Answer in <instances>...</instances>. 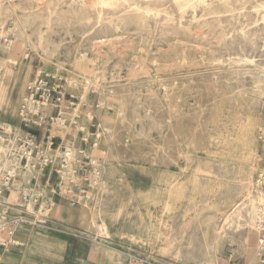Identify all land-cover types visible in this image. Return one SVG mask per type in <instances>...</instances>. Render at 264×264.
Instances as JSON below:
<instances>
[{"label":"rangeland","instance_id":"obj_1","mask_svg":"<svg viewBox=\"0 0 264 264\" xmlns=\"http://www.w3.org/2000/svg\"><path fill=\"white\" fill-rule=\"evenodd\" d=\"M79 1L0 0V28L10 31L13 17H5L3 11L15 5L26 17L29 34L18 62L7 66L6 102L0 112L8 110L9 102L22 106L27 86L41 74L60 80L66 100L56 125L66 130L54 128L49 156L59 163L71 154L65 163L73 175H65L63 188L85 207L86 221L77 228L55 222L21 226L14 246L19 253L16 264H126L131 254L178 264H243L239 248L249 244L239 246L231 239L204 259L200 231L207 221L222 219L232 201L243 207L244 197H235L232 188L248 185L251 173L256 181L264 166V106L250 101L264 100V51L254 52V64H239L250 70L238 75L214 60L208 49L217 46L195 25L189 29L166 25L156 32L133 18L120 29L94 30L85 25L93 17L86 6L90 0ZM258 1L244 0L236 8ZM102 37L112 42L97 46ZM15 39L11 34L1 39L0 60ZM75 58L87 70L78 71ZM245 100L247 112L259 118L252 146L238 141L247 119L246 109L240 108ZM79 130L85 135L78 148L74 138ZM58 137L63 138L62 145ZM254 202L252 208L257 204L260 213L262 205ZM240 221L228 230L229 236L242 234ZM89 223L106 225L108 234L96 235Z\"/></svg>","mask_w":264,"mask_h":264},{"label":"bare ground","instance_id":"obj_2","mask_svg":"<svg viewBox=\"0 0 264 264\" xmlns=\"http://www.w3.org/2000/svg\"><path fill=\"white\" fill-rule=\"evenodd\" d=\"M72 1L80 2L79 0H72ZM243 1L244 0H90L88 3H86V6L92 9L91 11H93L92 12L93 17H90L89 19H87V24L85 25L86 27L88 25L89 27L91 26V28L94 30L95 28H100L103 26H105L106 28L113 27L115 29H120L121 28L120 24L126 23L127 21L133 18L136 19L138 23H140V25H142L144 28L155 27L154 30L156 32L162 31L163 27L166 25H173L174 27H184V28L188 27V29L192 28V26L195 25L196 29L197 27H199L201 30H203L202 36L210 35L212 37V40L214 41V44L217 46L216 50H213L208 47L209 48L208 51L212 53L214 60L219 65L227 64L230 67L229 69H231L234 73L238 75H243V74H248L250 69L247 67L238 68V65L239 64L246 65V63L247 64L253 63L255 61L254 60L255 57L253 55L255 54L254 52H257L258 50H261L262 52L264 51V12H262L264 11V0H259L258 4L255 6H251V7L246 6L240 9L236 8ZM80 3H82V1ZM18 10L19 9L17 8V6L14 5L13 7L6 8L3 11V15L5 17L7 16L13 17L11 18V22L13 25L10 27L9 32L4 31L3 27L0 28V47L3 45L1 39H5L7 36L9 37L10 34L11 36H14L16 38L15 39L16 42L13 48L9 49L7 57L3 60H0V106L3 104L4 99L6 97L5 87H4L5 83L3 84V79L6 76L7 71H8L7 66L8 64H13V63L18 62V54H19L18 52L26 47L27 40L29 39V34L26 32V28H27V22H26L27 20L25 19L26 17L19 15ZM78 35H81V34H78ZM99 39L101 41L99 40L100 42L97 43V46L98 44L100 46L102 44L112 42L109 38H105L106 40H104L103 37ZM176 41H179L180 43L181 42L190 43V44L193 43V42H189L183 39H177ZM127 46L129 48V45ZM197 47L201 50H205V47H203L200 44L197 45ZM81 57L85 58L86 54L81 55ZM73 64L75 68L80 72H84L85 70H87L86 69L87 67L78 58L74 59ZM75 75H77V73H75ZM263 93H264V89H263ZM250 101H253L257 106L261 108L264 106V100L261 97L258 100L253 99ZM248 102H249L248 100H245L243 102V105H240V108L242 110L246 109V112L248 111V107H250ZM258 121H259V118L256 114L247 112V119L243 123L240 134L238 136V141L240 143H245L251 146L254 145ZM52 150L53 149L49 147L48 152H47V157L49 159H52L49 156V151H52ZM66 152H68V150H66ZM66 155L67 156H65V159L70 160L71 154H66ZM68 165L66 166L68 170L63 172L64 173L63 179H66V176H69V174L73 175V171L71 170L70 166L68 168ZM98 181H96V183ZM246 184L248 185H245L244 183H239L236 187L234 186L235 187L234 189L232 188L233 190L232 193L235 197H240V196L244 197V200L242 202V206H243L242 208L240 207L241 205L240 203L239 205H237L236 202L232 201L231 205H227V206L225 205L226 209L224 210L226 213L224 214V216H222L223 217L222 219L214 220L212 222H208L206 220L207 218L205 219V222L207 221V224H205V228L203 229V231H200L202 232V234H200L202 235V240H201L202 243H200L201 245L199 244L202 251L206 252L204 256L205 258L203 257L204 259H207L210 256V252H212L211 251L212 249L219 250L224 245V242L227 239H231L234 243L237 242L239 246H241L242 241H246V243H248L249 225H250V218H251V211H252L251 203L253 201H258L259 204L262 205L260 207V213L256 217V225H258V222L262 216V211L264 209V191L261 189L260 184H258L256 181H253L252 173L250 174L248 183ZM10 197H11V200L19 199V195L17 191H13ZM54 207H55V202L52 203L51 208L49 209L50 214L52 213ZM244 213L245 215H243ZM240 220H242V225H243L242 234L238 236L239 234L235 233L231 235V233H229L230 234L229 236L227 234L228 230L233 228L235 225L239 226L238 225L239 222L241 223ZM92 223H95V221H93ZM96 231H97V235L102 234L106 236L108 234L107 226L104 224L101 226H98ZM210 234L213 236L212 238L213 241L211 240V242L213 243H210V238H211L209 237ZM14 244H16V240L13 243V245ZM190 246L192 247V245ZM258 248H260V251H261L260 244L258 245ZM238 252L239 250L237 251V253ZM261 254H262V251L260 253L258 252L257 254L258 257Z\"/></svg>","mask_w":264,"mask_h":264},{"label":"built area","instance_id":"obj_3","mask_svg":"<svg viewBox=\"0 0 264 264\" xmlns=\"http://www.w3.org/2000/svg\"><path fill=\"white\" fill-rule=\"evenodd\" d=\"M65 100L66 93L60 80H55L50 74H41L27 86L26 97L19 111L20 128L10 124L0 125V264L15 242L18 228L26 225L47 226L52 222L49 209L56 192L54 190L47 193L45 174L50 169L59 179L56 188L60 189L64 181L62 169H66L68 164L64 158L55 163L54 159L47 157L46 150L49 147L53 149L55 144L56 136L52 135L54 128L65 129L62 125H56ZM70 105L73 106L74 103L71 102ZM48 111L49 114L46 113ZM53 111L56 112L52 113ZM34 128L46 134L44 142L25 132ZM44 144H49L46 149ZM96 146L97 144L94 147ZM55 164L59 167H55ZM256 182L264 191V166L260 169ZM13 191H17L19 195L18 202L10 200ZM257 228L262 251L259 264H264V209ZM126 264L178 263L156 260L144 254H131Z\"/></svg>","mask_w":264,"mask_h":264},{"label":"crops","instance_id":"obj_4","mask_svg":"<svg viewBox=\"0 0 264 264\" xmlns=\"http://www.w3.org/2000/svg\"><path fill=\"white\" fill-rule=\"evenodd\" d=\"M6 102V100H5ZM4 102V103H5ZM8 104V103H7ZM69 104H71V102L69 101ZM71 106V105H70ZM4 107V105L2 106V108ZM8 110L6 111H2L0 112V125L3 124H10L14 127H16L17 129L20 128L21 126V121H20V117H19V111L21 108V104H16L13 105L12 103L9 102V105L7 106ZM69 109V108H68ZM56 111H53L52 113H55ZM81 122V120H80ZM22 129V128H21ZM24 130V129H23ZM66 130V127L65 129ZM88 130H92V126H88ZM25 132H29L33 135H35L41 142L45 141L46 138V134L41 131L40 129L34 128V129H30V130H25ZM53 132V131H52ZM85 135V130H79L76 137L74 138L75 140V146L76 147H81L83 146V141L81 140V135ZM60 140V145L63 144L64 140L61 137H58ZM46 178L44 179V185L47 188L46 190L48 191V193H51L55 190L56 194H54L53 200L55 202V207L51 213L52 217L51 220L52 222H55L57 225H66L72 228H77L80 227L82 224H86L84 221L83 222V218H82V214H83V210L85 209V207H83V205L80 202H77L76 199L74 198V195H69L68 193L65 192V189L63 188H56L58 185H56L59 182V179L57 178L56 175L52 174V172L49 170H47L46 172ZM64 184V183H63ZM73 194V193H72ZM11 200V197H10ZM19 199L17 200H11V202H18ZM257 202L255 201L254 204H256ZM57 206V208H56ZM259 206L256 204L255 205V210L252 208L251 211V218H250V225H249V240H248V244L249 247H247L246 249L240 247V251L242 256V260H243V264H247L249 261H252V263L250 264H254L255 261H257L258 259V252L260 253V248H258L259 245V234H258V230H257V225H256V217L259 214L258 211ZM56 210V211H55ZM257 211L256 216L254 215V212ZM57 212V213H56ZM91 223H89L87 226L91 229H93L94 231H96L97 226L96 225H91ZM97 235V231L95 232ZM19 234V235H18ZM21 235V231L20 233L18 232L15 235V240L17 238H19ZM18 243V242H17ZM246 244V241H242L241 245ZM17 244L12 245V247L10 248V250L3 256L2 259V264H16L17 262V258H18V252L16 251V246ZM96 248V246H95ZM245 249V250H244ZM238 249H234V253H237ZM245 251V252H244ZM217 264H220V262H218ZM222 264H229L226 261H224V263ZM259 264V263H256Z\"/></svg>","mask_w":264,"mask_h":264}]
</instances>
